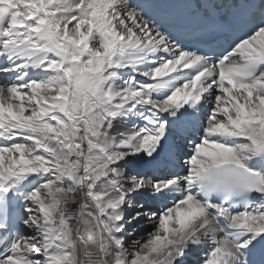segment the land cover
I'll use <instances>...</instances> for the list:
<instances>
[{"label":"snow or ice","instance_id":"obj_1","mask_svg":"<svg viewBox=\"0 0 264 264\" xmlns=\"http://www.w3.org/2000/svg\"><path fill=\"white\" fill-rule=\"evenodd\" d=\"M0 264H264V0H0Z\"/></svg>","mask_w":264,"mask_h":264}]
</instances>
